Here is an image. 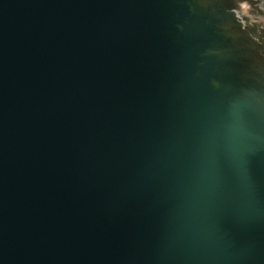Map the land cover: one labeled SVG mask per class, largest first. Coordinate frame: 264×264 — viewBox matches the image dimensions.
I'll return each instance as SVG.
<instances>
[{
  "label": "water",
  "instance_id": "water-1",
  "mask_svg": "<svg viewBox=\"0 0 264 264\" xmlns=\"http://www.w3.org/2000/svg\"><path fill=\"white\" fill-rule=\"evenodd\" d=\"M260 0H0V264H264Z\"/></svg>",
  "mask_w": 264,
  "mask_h": 264
},
{
  "label": "flooded vegetation",
  "instance_id": "flooded-vegetation-1",
  "mask_svg": "<svg viewBox=\"0 0 264 264\" xmlns=\"http://www.w3.org/2000/svg\"><path fill=\"white\" fill-rule=\"evenodd\" d=\"M259 7H260L261 9H264V0H260Z\"/></svg>",
  "mask_w": 264,
  "mask_h": 264
}]
</instances>
